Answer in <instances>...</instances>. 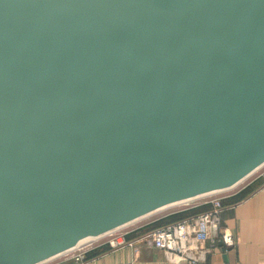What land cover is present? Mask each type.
<instances>
[{"label": "water", "instance_id": "95a60500", "mask_svg": "<svg viewBox=\"0 0 264 264\" xmlns=\"http://www.w3.org/2000/svg\"><path fill=\"white\" fill-rule=\"evenodd\" d=\"M263 165L264 0H0V264Z\"/></svg>", "mask_w": 264, "mask_h": 264}, {"label": "crops", "instance_id": "0c3cea01", "mask_svg": "<svg viewBox=\"0 0 264 264\" xmlns=\"http://www.w3.org/2000/svg\"><path fill=\"white\" fill-rule=\"evenodd\" d=\"M258 169H256L259 171L257 178L262 183L260 188L236 203L233 202V199H236V192L230 191L231 197L227 199L226 208L222 212L223 228L229 229L236 238L232 247H225L219 239L196 241L194 253L198 256V260L193 262L184 257L171 259L164 251L137 239L134 240L133 245L113 248L106 244L112 236L109 235L91 243L88 249L93 250L87 253L86 261L83 263H76L71 253L64 252L40 264H264V166ZM196 203L180 205L183 208L177 210L171 208L173 210L171 212L164 213L166 212L164 211L160 215L156 213L150 216L153 218L148 222L145 220L150 217L142 221L145 222L144 224L152 223L172 213L193 208L192 205ZM142 221L123 225L122 229L114 234H123L136 226L143 225ZM127 237L135 239L134 234H129Z\"/></svg>", "mask_w": 264, "mask_h": 264}, {"label": "built area", "instance_id": "2783aa9c", "mask_svg": "<svg viewBox=\"0 0 264 264\" xmlns=\"http://www.w3.org/2000/svg\"><path fill=\"white\" fill-rule=\"evenodd\" d=\"M230 191L232 189L213 191L198 199L183 203L182 205H190L197 202L192 205L193 207L201 205L210 206L208 210L195 216L154 229L144 230L146 224H143L123 234H114L122 229L121 226L105 234L96 236V239L112 235L106 244L113 248L133 245L135 243L134 240L137 239L164 251L171 259L184 257L196 262L198 260V256L194 253L196 241L206 242L211 239H219L225 247L235 245L236 238L234 234L229 229L223 228L222 225V212L226 208L225 200L231 197ZM129 234H134L135 239H129L127 237ZM95 240L76 245L66 252L72 254V258L76 263H83L86 261L87 253L93 250L88 249V247Z\"/></svg>", "mask_w": 264, "mask_h": 264}, {"label": "rangeland", "instance_id": "374dc122", "mask_svg": "<svg viewBox=\"0 0 264 264\" xmlns=\"http://www.w3.org/2000/svg\"><path fill=\"white\" fill-rule=\"evenodd\" d=\"M259 170V169H258ZM258 170H256V171H254V172H252L250 175H248L247 176V178H245L242 182H240L239 184H238V186H236L235 188L233 187V188H231L232 190L234 189V191L233 192H231V193H234V192H236V197L238 196V198H244L245 196H247L248 194H250L251 192H253L254 190H256V189H258V188H260V186L262 185V183H261V180H259L257 177V174L259 173V171ZM230 190V189H229ZM196 199H198V198H196ZM183 203H186V202H181V203H178V204H175V205H171V206H168V207H166L165 209H162V210H160V211H157V212H154V213H152V214H150V215H147V216H145V217H143V218H140V219H138V220H136V221H134V222H131V223H129V224H126V225H130V224H134V223H136V222H138V221H142V219H145V218H147V217H150V216H152L153 214H156V213H158V214H156V215H160V214H163V213H161V212H164V211H166V212H164V213H167V212H171V211H173V210H177V209H181V208H183V206H180V205H182ZM173 210H172V209ZM170 209V210H169ZM168 210V211H167ZM155 215V217H157ZM153 218V217H152ZM151 217L149 218V219H146L145 220V222H148L149 220H151L152 219ZM144 221H142V223L141 224H144L145 223ZM96 239V238H95Z\"/></svg>", "mask_w": 264, "mask_h": 264}, {"label": "trees", "instance_id": "16d2710c", "mask_svg": "<svg viewBox=\"0 0 264 264\" xmlns=\"http://www.w3.org/2000/svg\"><path fill=\"white\" fill-rule=\"evenodd\" d=\"M241 199L242 198H238V196H237L236 199H233V202L236 203V202L240 201ZM226 202H227V199L225 200V204H226ZM209 207H210L209 205H201V206H196V207H193V208H190L187 210L172 213V214L168 215L167 217L162 218L161 220H157L155 222L146 224L144 230L158 228V227H161V226H164L167 224L178 222L180 220H183V219L191 217V216H195V215H197L203 211L208 210ZM99 252H97V253H99Z\"/></svg>", "mask_w": 264, "mask_h": 264}, {"label": "bare ground", "instance_id": "6f19581e", "mask_svg": "<svg viewBox=\"0 0 264 264\" xmlns=\"http://www.w3.org/2000/svg\"><path fill=\"white\" fill-rule=\"evenodd\" d=\"M246 178H247V177H246ZM244 179H245V178L241 179V180H240L238 183H236L234 186H231L230 188H226V189H224L223 191H226V190H229V189L235 187V186L238 185L240 182H242ZM212 192H213V191H212ZM208 193H211V192H208ZM208 193L198 195V196H196V197H194V198H188V199H183V200H179V201H176V202L169 203V204H167V205H164V206H162V207H160V208L154 210L153 212H151V214L154 213V212H157V211L160 210V209H164V208H166V207H168V206H171V205H174V204H178V203H181V202H188V201L195 200L196 198H200V197H202V196H204V195H206V194H208ZM148 215H150V214H148ZM146 216H147V215H146ZM144 217H145V216H144ZM142 218H143V217H142ZM139 219H140V218H139ZM137 220H138V219H137ZM135 221H136V220H135ZM133 222H134V221H133ZM130 223H131V222H130ZM95 238H96V236H87V237L81 239V240L78 242L77 245H80V244L86 243V242H88V241L95 240Z\"/></svg>", "mask_w": 264, "mask_h": 264}]
</instances>
